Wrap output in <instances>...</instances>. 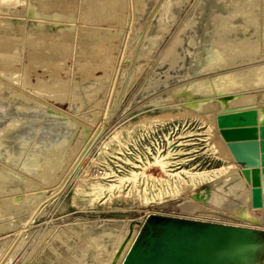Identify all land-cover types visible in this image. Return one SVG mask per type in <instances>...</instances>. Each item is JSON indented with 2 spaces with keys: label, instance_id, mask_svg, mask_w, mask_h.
<instances>
[{
  "label": "rangeland",
  "instance_id": "374dc122",
  "mask_svg": "<svg viewBox=\"0 0 264 264\" xmlns=\"http://www.w3.org/2000/svg\"><path fill=\"white\" fill-rule=\"evenodd\" d=\"M185 91L264 104V0H0V264H113L150 215L264 231Z\"/></svg>",
  "mask_w": 264,
  "mask_h": 264
},
{
  "label": "flooded vegetation",
  "instance_id": "af4514ba",
  "mask_svg": "<svg viewBox=\"0 0 264 264\" xmlns=\"http://www.w3.org/2000/svg\"><path fill=\"white\" fill-rule=\"evenodd\" d=\"M236 233L247 234L254 244L246 257L248 261L242 264H254L261 259L264 255V231L251 228L234 230L219 223L150 215L140 223L124 264H229L230 260L225 263L223 259Z\"/></svg>",
  "mask_w": 264,
  "mask_h": 264
},
{
  "label": "water",
  "instance_id": "95a60500",
  "mask_svg": "<svg viewBox=\"0 0 264 264\" xmlns=\"http://www.w3.org/2000/svg\"><path fill=\"white\" fill-rule=\"evenodd\" d=\"M180 97L189 100L191 103L212 101L213 103L222 104V107L215 112L214 120L227 152L232 161L240 167L237 175L247 192V196L241 201L242 205L251 215L259 212L264 215V169L262 171L263 183H261L260 172L256 169L259 164L258 146L253 143V141L257 139V129L255 128L257 125L260 127L259 131L262 135V140H264V104H258L256 106L244 105L241 100L243 97L240 96L238 92H226L223 94L212 93L206 97H201L194 95L192 92L185 91L182 92ZM257 117H259L258 122L256 121ZM261 147L262 153L264 154V141L261 143ZM261 160L264 168V155ZM205 190L206 195H197L196 199H200L201 201L207 200L211 192L208 187H206ZM133 233L134 229L131 226L129 235L119 250L116 263L113 264H117L121 258ZM240 233H236V235L232 237L233 242L232 245H230V249L235 248L236 244L244 241L243 238H246V240L254 246L251 237L248 238L247 234L244 236ZM231 259V257L225 256L223 260L225 263H228V260L234 261ZM124 260L121 264H124ZM246 261L248 260L242 261V263Z\"/></svg>",
  "mask_w": 264,
  "mask_h": 264
},
{
  "label": "bare ground",
  "instance_id": "6f19581e",
  "mask_svg": "<svg viewBox=\"0 0 264 264\" xmlns=\"http://www.w3.org/2000/svg\"><path fill=\"white\" fill-rule=\"evenodd\" d=\"M215 199V198H214ZM216 200V199H215ZM218 200V199H217ZM220 200V199H219ZM212 202V201H211ZM215 203V202H214ZM213 203V204H214ZM204 212V211H203ZM208 217V216H207ZM135 233V232H134ZM133 233V234H134ZM136 234V233H135ZM134 237V236H132ZM136 237V236H135ZM132 240V239H131ZM130 240V241H131ZM131 243V242H130ZM129 245V243H128ZM128 248L127 246L125 247ZM253 246L247 242V241H241L238 244H236L235 248L230 249L226 252V256L231 257L234 261L242 262L246 260V257L251 253ZM124 252V251H123ZM125 253V252H124ZM124 255V254H123ZM122 257V256H121ZM124 260V259H123ZM122 262L120 261L119 264Z\"/></svg>",
  "mask_w": 264,
  "mask_h": 264
},
{
  "label": "crops",
  "instance_id": "0c3cea01",
  "mask_svg": "<svg viewBox=\"0 0 264 264\" xmlns=\"http://www.w3.org/2000/svg\"><path fill=\"white\" fill-rule=\"evenodd\" d=\"M256 106V105H255ZM256 121L258 122L259 121V117H257V119H256ZM255 128L257 129V134H256V137H257V139L255 140V141H253V143H255L257 146H258V156H259V160H258V167L256 168L257 170H259V172H260V179H261V183H263V174H262V171H263V162H262V160H261V158H262V156L264 155L263 153H262V147H261V143L264 141V140H262L263 138H262V135H261V133H260V127H259V125H257V126H255ZM235 163V162H234ZM235 166L237 167V169L239 170L240 169V167L239 166H237L236 165V163H235Z\"/></svg>",
  "mask_w": 264,
  "mask_h": 264
}]
</instances>
